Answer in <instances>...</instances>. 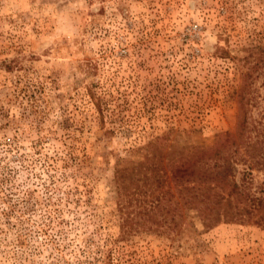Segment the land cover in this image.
Returning <instances> with one entry per match:
<instances>
[{
	"label": "rangeland",
	"instance_id": "rangeland-1",
	"mask_svg": "<svg viewBox=\"0 0 264 264\" xmlns=\"http://www.w3.org/2000/svg\"><path fill=\"white\" fill-rule=\"evenodd\" d=\"M220 131L258 185L264 0H0V264H264L263 210L118 238L116 164Z\"/></svg>",
	"mask_w": 264,
	"mask_h": 264
},
{
	"label": "trees",
	"instance_id": "trees-1",
	"mask_svg": "<svg viewBox=\"0 0 264 264\" xmlns=\"http://www.w3.org/2000/svg\"><path fill=\"white\" fill-rule=\"evenodd\" d=\"M240 94L238 100L242 103L245 96L241 89ZM243 123L241 119L240 127ZM237 136L220 131L210 145L190 147L172 143L167 149L148 142L135 160L117 163L113 181L117 210L122 212L118 238L128 234L132 226L161 232L158 218L162 211H176L178 225L183 217L181 209H194L205 228L226 220H246L256 210L264 211V176L253 186L252 168L248 164L242 168L238 181L232 175L231 162H236L240 153L237 147L231 150L227 145L237 144ZM252 156L263 163V154ZM53 179L54 175L49 173V187ZM251 222L264 224V217L258 216ZM97 261L113 264L105 253Z\"/></svg>",
	"mask_w": 264,
	"mask_h": 264
}]
</instances>
